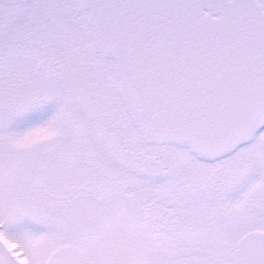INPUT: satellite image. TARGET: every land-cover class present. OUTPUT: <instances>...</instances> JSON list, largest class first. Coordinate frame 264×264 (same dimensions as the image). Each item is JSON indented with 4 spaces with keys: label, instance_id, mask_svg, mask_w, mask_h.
I'll use <instances>...</instances> for the list:
<instances>
[{
    "label": "snow or ice",
    "instance_id": "snow-or-ice-1",
    "mask_svg": "<svg viewBox=\"0 0 264 264\" xmlns=\"http://www.w3.org/2000/svg\"><path fill=\"white\" fill-rule=\"evenodd\" d=\"M0 264H264V0H0Z\"/></svg>",
    "mask_w": 264,
    "mask_h": 264
}]
</instances>
